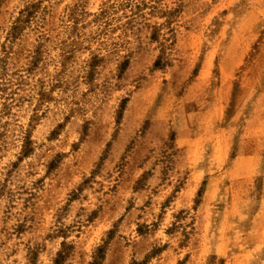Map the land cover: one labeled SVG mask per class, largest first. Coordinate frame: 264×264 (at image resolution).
Here are the masks:
<instances>
[{
	"label": "rangeland",
	"instance_id": "obj_1",
	"mask_svg": "<svg viewBox=\"0 0 264 264\" xmlns=\"http://www.w3.org/2000/svg\"><path fill=\"white\" fill-rule=\"evenodd\" d=\"M0 264H264V0H0Z\"/></svg>",
	"mask_w": 264,
	"mask_h": 264
}]
</instances>
